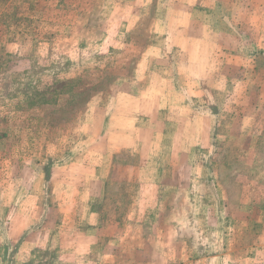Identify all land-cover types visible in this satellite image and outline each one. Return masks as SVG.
<instances>
[{"label": "rangeland", "instance_id": "obj_1", "mask_svg": "<svg viewBox=\"0 0 264 264\" xmlns=\"http://www.w3.org/2000/svg\"><path fill=\"white\" fill-rule=\"evenodd\" d=\"M0 264H264V0H0Z\"/></svg>", "mask_w": 264, "mask_h": 264}]
</instances>
